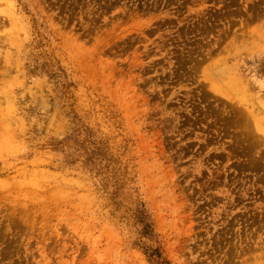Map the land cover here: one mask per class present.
I'll list each match as a JSON object with an SVG mask.
<instances>
[{
  "label": "rangeland",
  "instance_id": "374dc122",
  "mask_svg": "<svg viewBox=\"0 0 264 264\" xmlns=\"http://www.w3.org/2000/svg\"><path fill=\"white\" fill-rule=\"evenodd\" d=\"M154 251L264 264V0H0V264Z\"/></svg>",
  "mask_w": 264,
  "mask_h": 264
},
{
  "label": "trees",
  "instance_id": "16d2710c",
  "mask_svg": "<svg viewBox=\"0 0 264 264\" xmlns=\"http://www.w3.org/2000/svg\"><path fill=\"white\" fill-rule=\"evenodd\" d=\"M144 226L146 227L145 229L148 232V228H150L149 225L145 223ZM149 258L154 264H169L162 258L161 254L157 251H154L151 255H149Z\"/></svg>",
  "mask_w": 264,
  "mask_h": 264
}]
</instances>
